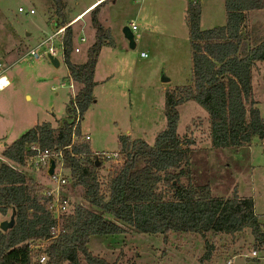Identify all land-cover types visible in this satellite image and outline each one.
Listing matches in <instances>:
<instances>
[{
	"label": "rangeland",
	"instance_id": "obj_1",
	"mask_svg": "<svg viewBox=\"0 0 264 264\" xmlns=\"http://www.w3.org/2000/svg\"><path fill=\"white\" fill-rule=\"evenodd\" d=\"M63 2L64 21L71 23L74 32L71 57L75 62H86L88 50L95 43L96 31L91 21L95 6L100 5L99 21L114 41V45L105 46L98 55L95 102L81 120L82 136L77 139L90 143L99 155V179L104 188L121 161L104 160L102 156L120 152L122 158L127 142L136 139L154 145L157 135L166 127L165 93L193 82L187 23L189 5L200 4L201 29L211 30L226 24L225 0ZM30 10L35 13L30 14ZM132 22L138 26L134 33L135 48H131L124 34ZM255 22L264 24V10L249 13L246 26ZM61 24L62 17L57 15L51 0H0V72L11 83L0 91V162L25 173L32 182L43 185L61 200H67L68 210L76 203L91 208L66 168L59 171L66 179V184L59 187L46 170L34 169L26 159L20 165L4 155L12 143L38 122L50 121L57 128L66 116L73 94L61 52L57 55L58 68L48 57L39 61L28 57L29 51L63 27ZM81 38L85 39L84 43ZM60 41L55 39L57 48ZM74 85L77 94L80 85L76 82ZM253 85L264 120V62L254 69ZM26 96H31V100ZM179 113L178 134L190 142L189 171L194 183L209 184L214 197L229 198L237 189L240 196L254 199L264 232V141L254 138L248 147L214 148L207 111L192 100L181 105ZM86 135L90 140L85 139ZM183 182L186 184L187 179ZM12 215L11 211L7 216L0 214V225L10 221ZM106 217L113 220L110 215ZM125 228L122 235L92 237L88 245L91 253L122 264H264V242H257L249 229L235 235L170 233L165 238L142 234L129 226ZM209 245L213 249L212 258L206 260ZM254 252H257L255 257Z\"/></svg>",
	"mask_w": 264,
	"mask_h": 264
},
{
	"label": "trees",
	"instance_id": "obj_2",
	"mask_svg": "<svg viewBox=\"0 0 264 264\" xmlns=\"http://www.w3.org/2000/svg\"><path fill=\"white\" fill-rule=\"evenodd\" d=\"M51 2L62 17L61 25L69 24L64 21L63 0ZM263 10L264 0H225L226 24L202 30L200 4L189 5L193 82L165 93V129L154 145L142 139L126 141L122 158L119 152V169L109 175L104 188L99 179L101 164L97 165L100 158L90 143H73V127L78 115L82 120L95 102L98 55L114 41L99 21L100 5L95 6L91 12L95 43L88 50L87 61L75 64L71 58L74 32L68 27L64 63L80 90L71 98L57 128L49 122L35 126L4 155L23 165L31 144L62 153L64 168L91 208L76 203L58 216L50 208L53 199L44 194L43 185L0 162V214L7 216L11 211L15 215L14 227L0 231V264H122L92 254L88 245L94 236L124 234L125 226L165 238L170 233L235 235L249 229L263 243L254 199L240 196L237 189L229 198L214 197L209 184L194 183L189 171L190 142L178 134L179 107L194 100L208 113L214 148L248 147L254 138L264 141V120L253 85L254 69L264 62V24L246 26L250 12ZM80 125L75 130L79 138ZM212 250L209 245L204 259L211 260Z\"/></svg>",
	"mask_w": 264,
	"mask_h": 264
},
{
	"label": "built area",
	"instance_id": "obj_3",
	"mask_svg": "<svg viewBox=\"0 0 264 264\" xmlns=\"http://www.w3.org/2000/svg\"><path fill=\"white\" fill-rule=\"evenodd\" d=\"M20 12L25 13L23 8H20ZM34 13H35L34 10H30V14H34ZM70 26H72L71 23L67 24L66 26L59 28V30H57L54 34H52L51 36H49L45 40H42L36 46L35 49L29 51L28 57L32 58V60H34V61H39L43 57L49 58L50 56H54L55 58H57L59 60L57 55H58V52H61L62 58L64 60V51H65L64 44H63L64 34H65L66 29ZM130 29H131V32L134 34L138 31V26L134 22H132L130 24ZM55 39L61 40L59 48H57L54 44ZM81 41L84 43L85 39L81 38ZM75 50H76V52L80 51L78 48H76ZM142 56H145V54H142ZM1 80H2V77H0V81ZM71 81H72V83H71L70 87H71L72 94H73L72 98H75V96H76L75 85H74L72 79H71ZM8 85H9V82L7 81V83L4 86H0V90H3ZM79 123H81V118L78 115V117L75 121V125L73 127L74 128L73 129V143H74V141H77V139L79 138L75 134L76 127ZM85 139L90 140V136L86 135ZM28 150H30V153L27 154V156H26L27 157L26 163H28L31 167H33L36 170L40 171V170L44 169V170H46V172L49 173V170L51 167V161L54 160L56 162V168H55L54 174L52 176L49 175V178H51L52 181L56 182L59 187L62 184H66V179L59 173V171L63 170V168H64V164L62 162V153L53 152L49 149H43L37 144L29 145ZM97 157H99V155H97ZM102 157L104 160L118 161L119 152L112 153V154L106 153ZM58 163H59V167H58ZM58 168H59V170H58ZM44 194L49 196V197H52L53 200L50 202V208L52 210H54L58 216H60V214L67 213L69 211L68 210L69 202L67 200H61L60 196L57 197L52 192H49L47 190ZM55 232H57V230L53 229V233H55ZM255 256H257V252H254V254H253V257H255ZM45 259H46L45 257H42L40 259V261L44 262Z\"/></svg>",
	"mask_w": 264,
	"mask_h": 264
},
{
	"label": "water",
	"instance_id": "obj_4",
	"mask_svg": "<svg viewBox=\"0 0 264 264\" xmlns=\"http://www.w3.org/2000/svg\"><path fill=\"white\" fill-rule=\"evenodd\" d=\"M124 34L126 39L129 41L131 48H135V41H134V34L131 32V29L129 27H126L124 29ZM51 63L53 64L54 67L58 68L60 65V62L57 58H55L54 56H50L49 57ZM165 82H169L168 78H164L163 79ZM99 161V160H98ZM97 161V165H100V162ZM56 168V162L54 160L51 161V167L49 170V175L52 176L54 174ZM15 225V215L13 214L11 216L10 221H4L1 223L0 225V229L3 232H7L8 230L12 229Z\"/></svg>",
	"mask_w": 264,
	"mask_h": 264
},
{
	"label": "crops",
	"instance_id": "obj_5",
	"mask_svg": "<svg viewBox=\"0 0 264 264\" xmlns=\"http://www.w3.org/2000/svg\"><path fill=\"white\" fill-rule=\"evenodd\" d=\"M97 3H98V2H97ZM93 5H94V4H93ZM76 18H77V17H76ZM76 18H75V19H76ZM75 19H74V20H75ZM79 19H80V18H79ZM79 52H80V51H79ZM79 52H77V53H79ZM71 58H72V57H71ZM72 61H73V63H75V64H84V63H85V62H83V63H82V62H75L74 58L72 59ZM257 64H258V63H257ZM59 66H60V65H59ZM8 68H9V67H8ZM8 68H7V69H8ZM5 70H6V69H5ZM67 70H68V69H67ZM68 73H69V72H68ZM95 75H96V73H95ZM3 76H4V77L7 79V81L9 82V85H8L6 88L10 87V86H11V83H10L9 79L7 78V76H6L4 73L0 72V77H3ZM68 77H69V79H70V82L72 83L70 76H68ZM73 83H74V82H73ZM62 86H63V85H62ZM6 88H4V89H6ZM4 89H3V90H4ZM0 91H2V90H0ZM26 98H27L28 100H31V96H26ZM83 118H84V117H83ZM62 119H63V118H62ZM62 119H61V120H62ZM61 120H60V121H61ZM47 122L51 123L50 121H47ZM43 123H46V122H45V121L38 122L36 125H34V127L37 126V125H41V124H43ZM51 124H52V123H51ZM34 127H32V128H34ZM32 128H31V129H32ZM82 130H83V128H82ZM83 133H84V132H83ZM91 149H92V147H91ZM92 151L94 152L93 149H92ZM94 153H96V152H94ZM255 213H256V210H255ZM256 215H257V213H256ZM258 216H259V215H258Z\"/></svg>",
	"mask_w": 264,
	"mask_h": 264
},
{
	"label": "bare ground",
	"instance_id": "obj_6",
	"mask_svg": "<svg viewBox=\"0 0 264 264\" xmlns=\"http://www.w3.org/2000/svg\"><path fill=\"white\" fill-rule=\"evenodd\" d=\"M7 83V79L2 77V80L0 81V86H4Z\"/></svg>",
	"mask_w": 264,
	"mask_h": 264
}]
</instances>
